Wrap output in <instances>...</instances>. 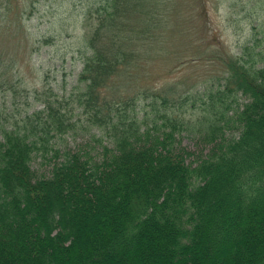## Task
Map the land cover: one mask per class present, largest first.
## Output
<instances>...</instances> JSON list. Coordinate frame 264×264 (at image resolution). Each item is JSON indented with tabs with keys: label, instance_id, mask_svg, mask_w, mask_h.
<instances>
[{
	"label": "trees",
	"instance_id": "obj_1",
	"mask_svg": "<svg viewBox=\"0 0 264 264\" xmlns=\"http://www.w3.org/2000/svg\"><path fill=\"white\" fill-rule=\"evenodd\" d=\"M41 1L0 0V264H264V33L208 55L218 74L176 96L161 65L187 50L180 0H64L84 28L70 103L23 81L49 41L25 25ZM196 87L207 102L186 100ZM176 103L198 107L194 124ZM78 125L112 146L55 147ZM190 128L211 143L195 164ZM35 154L56 159L48 173Z\"/></svg>",
	"mask_w": 264,
	"mask_h": 264
},
{
	"label": "rangeland",
	"instance_id": "obj_2",
	"mask_svg": "<svg viewBox=\"0 0 264 264\" xmlns=\"http://www.w3.org/2000/svg\"><path fill=\"white\" fill-rule=\"evenodd\" d=\"M180 1V8L183 10L181 17H185L186 22L179 23L188 30L186 33H180V37L177 33L171 37H179V43L187 45V50L170 52V55L177 56L179 64L175 67V63L172 64L167 59L161 65L165 70L161 73V80L175 83L172 85L176 96L191 90L192 84L204 80L209 82L213 75L218 74L219 67L206 59L208 55H217L220 50L229 54L239 53L253 37L260 38L264 33V0H204L205 17H201L198 0ZM175 24L168 22L167 29L173 28ZM25 25L33 33L32 37L38 35L49 39L47 43L40 42V48L30 55L28 65L21 68L25 85L28 88H40L43 84L52 86L59 96H64L70 103H74L72 92L81 68L80 56L84 41L83 24L77 21L75 10L64 0H42L39 9L25 21ZM202 47L209 50L213 48L215 51L203 52ZM199 55L201 58H198ZM27 56L25 54V57ZM166 70L173 71L168 74ZM198 87L193 88L192 93L188 92L189 98L186 99L195 101L196 105L206 99L202 97L201 101L198 100L199 96L194 93L196 90L201 92V87ZM237 100L242 102L244 98L238 95ZM173 110L192 124L199 114L198 107L192 108L189 103H176ZM78 118L80 123L87 124L82 113ZM94 137H99L102 143L112 146L110 133L99 131L96 127L86 129L78 125L62 137H57L55 147L62 150L63 147L82 146L90 153L97 154L101 143ZM180 144L192 152L187 161L191 159L193 164L211 146L199 131L192 128L180 132ZM55 160L50 155L35 154L32 167L37 174H46Z\"/></svg>",
	"mask_w": 264,
	"mask_h": 264
}]
</instances>
